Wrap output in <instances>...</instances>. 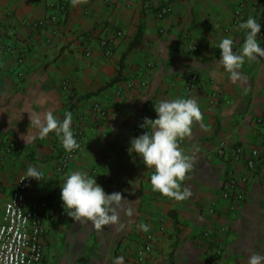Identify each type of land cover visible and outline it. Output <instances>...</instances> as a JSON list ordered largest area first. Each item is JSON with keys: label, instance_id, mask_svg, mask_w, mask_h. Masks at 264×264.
Listing matches in <instances>:
<instances>
[{"label": "crops", "instance_id": "1", "mask_svg": "<svg viewBox=\"0 0 264 264\" xmlns=\"http://www.w3.org/2000/svg\"><path fill=\"white\" fill-rule=\"evenodd\" d=\"M165 6L170 13L158 17ZM263 12L264 0H0V221L30 165L45 176L31 178L27 197L54 204H62L65 177L82 170L106 193L122 194L119 221L97 228L66 209L65 218L45 224L47 264H113L121 255L124 264H214L213 246L222 247L218 264H247L253 252L264 254V57L246 59L236 82L219 62L220 41L232 38L240 52L239 24ZM51 17L56 22H47ZM257 38L264 48V36ZM191 74L197 79L189 86ZM177 97L196 99L202 112L179 141L193 164L180 182L192 194L180 201L153 191V169L128 151L130 138L151 131L139 125L156 118L159 101ZM48 110L61 120L70 111L72 127L78 120L84 132L61 173V138L40 137L29 119ZM11 143L16 150L6 151ZM220 145L242 151L230 167L233 176H248L241 202L220 195L230 166L216 156ZM252 150L259 156L249 172L244 159ZM148 238L154 250L140 263Z\"/></svg>", "mask_w": 264, "mask_h": 264}, {"label": "clouds", "instance_id": "2", "mask_svg": "<svg viewBox=\"0 0 264 264\" xmlns=\"http://www.w3.org/2000/svg\"><path fill=\"white\" fill-rule=\"evenodd\" d=\"M239 29L245 33L240 52L234 50V41L230 37L223 38L219 43L220 65L230 74L233 82L243 79L240 69L246 59L253 61L264 57V48L257 38L261 23L255 17L249 16L239 24ZM155 111V119L145 117L139 125L151 131L147 130L130 138L128 151L141 157L143 164L153 169L150 177L153 191L177 201L185 200L192 193L186 187L181 190L180 182L187 178L193 164L192 157L186 155L179 147V141L191 135L194 122L202 121L200 106L194 98L177 97L159 101ZM29 119L40 137L54 132L61 138L66 151L71 152L79 147L72 129L73 116L70 111L64 114L62 120L51 110L46 111L43 116L33 112L29 114ZM44 176L43 169L37 166L30 165L25 172V178L37 181H42ZM95 177L86 171L73 170L60 186V199L63 208L68 209L70 217L91 221L97 228H102L119 221L116 206L124 198L120 192L106 193ZM141 227L145 231L148 230L146 224ZM124 261V256H116L113 264H124ZM247 264H264V254L253 252L248 256Z\"/></svg>", "mask_w": 264, "mask_h": 264}, {"label": "built area", "instance_id": "3", "mask_svg": "<svg viewBox=\"0 0 264 264\" xmlns=\"http://www.w3.org/2000/svg\"><path fill=\"white\" fill-rule=\"evenodd\" d=\"M170 13V7L165 6L157 11V16L162 17ZM240 13H236L235 21L239 23ZM258 21L261 23V30L258 37L264 36V12L260 14ZM49 23L56 22V17L48 19ZM40 22L39 24H42ZM106 46V42L101 43ZM197 79L195 74L188 76V85L193 84ZM64 91H68V83L62 84ZM72 96V95H71ZM74 110V108H71ZM94 112L99 117L103 118L105 112L99 106H94ZM74 136L77 139L79 146L83 140V128L81 122L77 120L72 127ZM135 130L134 133H138ZM181 141V140H180ZM182 142V141H181ZM16 150L13 143L9 144L6 151ZM79 151V147L73 151H66L58 159L57 171L64 172L69 162L74 159ZM216 156L225 159L229 163L226 178L222 184L220 195L224 199L234 198L237 201H242L244 195L239 191L240 187H244L248 182V176L240 177L233 176L232 169L234 164L242 159V151L240 148L227 150L226 147L220 145L216 148ZM259 152L252 150L248 158L244 159L245 168L249 172H253L257 166ZM25 175L19 176L14 184L13 190L9 198L5 201L1 208L2 217L0 221V264H47L44 260L43 237L45 233V224H54L58 218L67 216L66 208L62 204H54L48 199L29 200L26 195V189L31 182V178H25ZM211 211V210H210ZM203 238H208L210 234L203 232ZM151 238L144 244L142 250L137 255L138 262H144L154 250V245L151 243ZM210 253L216 259L214 264H218L221 256L222 247L213 246L209 249Z\"/></svg>", "mask_w": 264, "mask_h": 264}, {"label": "trees", "instance_id": "4", "mask_svg": "<svg viewBox=\"0 0 264 264\" xmlns=\"http://www.w3.org/2000/svg\"><path fill=\"white\" fill-rule=\"evenodd\" d=\"M133 46V45H132Z\"/></svg>", "mask_w": 264, "mask_h": 264}]
</instances>
